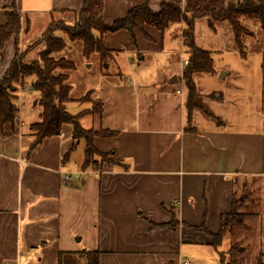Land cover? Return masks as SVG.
<instances>
[{
	"label": "crops",
	"instance_id": "1",
	"mask_svg": "<svg viewBox=\"0 0 264 264\" xmlns=\"http://www.w3.org/2000/svg\"><path fill=\"white\" fill-rule=\"evenodd\" d=\"M84 1L13 3L22 25L32 22L37 28L52 22L73 26ZM181 2L103 0V22L110 25L137 6L156 12L161 3ZM11 3L0 0V26ZM173 25L178 24L162 34L148 26L135 30L134 43L125 31L103 35L105 50L112 54L108 59L118 54L124 60H143L152 52H169L173 39L174 46L179 42L181 47L182 24L174 35L169 32ZM24 38L28 44V34ZM81 45H75L79 52ZM12 59L11 40L0 53V81ZM128 79L102 76L97 97L90 94L92 101L101 102L102 112L92 113L93 105L82 111L91 121L85 128L84 117L80 119L83 130L117 133L93 139L95 150L108 153L113 161L100 171H81L82 159L76 179L66 167L73 153L63 161L72 147L69 125L30 151L34 137L26 125L39 121L25 124L19 108L17 133L0 135V264H57L59 253L82 250L98 251L99 264H183L184 245H210V238L187 227L204 220L214 233L209 227L219 226L234 194L249 195L244 182H253L251 187L264 183V93L259 98L255 90L250 104H236L226 90L214 95L197 86L210 117L197 110L187 126L183 84L179 90L171 87L178 78H172L155 99L145 84ZM38 117L36 110L32 119ZM172 217L178 223L174 230L166 227Z\"/></svg>",
	"mask_w": 264,
	"mask_h": 264
},
{
	"label": "trees",
	"instance_id": "2",
	"mask_svg": "<svg viewBox=\"0 0 264 264\" xmlns=\"http://www.w3.org/2000/svg\"><path fill=\"white\" fill-rule=\"evenodd\" d=\"M14 0L5 13L4 24L0 26V52L4 45L12 40L15 54L18 51L19 37L22 30L21 18L14 8ZM103 0H85L83 7L71 27L61 24L55 33L43 35L41 38L44 50L36 60L24 62L20 56H14L8 70L0 81V135L17 133L19 118V88L24 85L27 79H32L29 86L33 94L35 106L39 107V122L28 126V131L34 137L29 146L32 151L41 142L50 137L59 136L61 126L66 124L72 129L71 150L64 156L63 161L74 151L80 140L84 141L85 150L81 171H100L103 165H110L109 154L98 153L93 146V139L112 138L117 135L110 131H85L81 128L79 121L88 114L81 112L72 115L67 110V105L77 102H88L93 105L92 113L100 114L102 104L99 100L92 101L90 93L84 97L74 100L71 98V87L68 84L69 73L75 70L73 62L66 58L58 57L65 48V42L58 37L57 33L63 32L70 42H81V56L89 60L92 55H97L103 64L108 60L111 53L105 50L102 37L105 34H112L118 31H125L129 40L134 43V31H142L145 26L152 27L159 33H163L169 25L182 24V47L187 53V65L183 68L180 81L185 89V118L189 126L193 112L199 109L196 99L198 97L193 77L195 75H214L213 58L209 51L198 48L194 45V23L198 20L210 22H226L231 31L234 45L243 55V41L252 36V32L241 25L240 19L247 18L259 24L261 31H264V0H242L235 4H228L226 0H183L182 7L161 3L158 11L153 12L148 7L137 6L132 8L125 17L107 25L103 22ZM147 40H150L145 35ZM188 128V127H187ZM187 130H190L187 129ZM125 168V167H124ZM240 196L231 198L229 212L219 218L218 230L215 233L209 232L205 227L204 220L199 226L187 228L193 232L202 233L211 240L210 246L217 252L223 239L231 234L234 228H245L244 219L248 216L240 213L243 206ZM178 223L172 217L171 222L166 226L174 230ZM235 247V246H234ZM231 247L226 254L237 252V248ZM218 253V252H217ZM220 253V257H223ZM222 258H220V261ZM80 260H83L82 263ZM57 264H99L98 251L82 250L78 253H59ZM259 264H264L259 262Z\"/></svg>",
	"mask_w": 264,
	"mask_h": 264
},
{
	"label": "rangeland",
	"instance_id": "3",
	"mask_svg": "<svg viewBox=\"0 0 264 264\" xmlns=\"http://www.w3.org/2000/svg\"><path fill=\"white\" fill-rule=\"evenodd\" d=\"M238 1L242 0H226V3L235 4ZM182 5L183 0L178 6L182 7ZM240 23L252 32V36L245 38L243 41V55H241L239 49L234 45L232 31L226 22L208 23L207 20H198L194 23V45L209 51L213 58L214 75H199L196 77L195 83L198 94L196 102L199 106L197 110L206 117H210V115L199 99L197 86L201 92L210 91L214 95L218 92H225L226 90L232 100L237 99L236 104H250L253 101L252 96L255 90H258L259 98L264 93V31H261L257 22L250 21L247 18H241ZM179 25L181 23L173 25L169 32L174 35L175 29ZM34 26L32 22L31 24L22 25L21 38L19 37L18 51L16 54L12 42L13 58L14 56H20V60L24 62L36 60L44 50L41 37L47 33V35H50L53 31H57L61 27V24L52 22L37 25V28H33ZM45 28L48 29L42 34ZM32 32L33 34L31 35L30 33ZM24 34H28L29 36L28 44L26 43ZM57 35L66 44L65 50L57 56L66 58L75 65V70L69 73L68 80V84L71 87V98L75 100L84 97L87 93L95 95L96 98L98 93L97 80L104 75L112 76L118 74L120 78H124L127 82L129 81L128 78L131 77L134 83L138 81L145 84L146 89L149 90V96L153 99L159 96L160 89L167 86L174 77L176 80L178 78V83H175L173 86L171 85V87L174 90L176 88L178 90L181 89L180 85L183 82L179 80L181 75L178 76V71L181 67L180 63L187 60L188 55L183 47H180L179 42L175 43L174 46V39L171 41V49L169 52L162 54L152 52L143 60L139 61L134 57L124 60L122 58L123 55H119L118 57V54H115L112 58L113 60L108 59L103 64H99L95 55H92L89 60H85L75 47L77 42H70L63 32L57 33ZM9 42L4 45L2 51L9 45ZM32 81V79H27L18 91L20 96L18 105L20 110H22V118L26 121L25 124H28L31 120L39 121V117L38 119H32V116H35L36 110L37 113H41L40 108L34 105L33 94L28 93L25 89L29 88ZM138 90L140 92L141 87ZM91 106V103L75 102L67 105L66 108L72 115H75L83 110L90 109ZM194 113L195 111L193 115ZM28 118L31 119L26 120ZM90 122V118L88 117H84L82 120L85 128H88L86 124H90ZM29 125L26 126L28 127ZM27 127L26 132H29ZM84 149V141L80 140L76 150L72 153L71 160L66 165V167L70 166L72 171L75 172L73 176L76 179L79 178L77 171H80ZM251 183L253 182H244L245 192L249 195L239 198H242L243 204L239 212L248 215L243 222L245 228H234L231 234L227 233L220 247L217 249L218 253L210 245L202 243L184 245L183 252L186 253L187 260L185 264L264 263V183L257 182L252 187ZM253 186L254 188L258 187L260 189L255 191ZM239 195V193H236V196ZM209 226L212 225L210 224ZM209 228L210 230H218V226ZM206 239L205 237L204 240ZM231 247H238L237 252L232 255L226 254ZM239 249H242L241 252H239ZM220 253L224 254L223 257H220ZM220 258H222V262Z\"/></svg>",
	"mask_w": 264,
	"mask_h": 264
},
{
	"label": "built area",
	"instance_id": "4",
	"mask_svg": "<svg viewBox=\"0 0 264 264\" xmlns=\"http://www.w3.org/2000/svg\"><path fill=\"white\" fill-rule=\"evenodd\" d=\"M187 65V62L186 61H183V63H182V67L184 68L185 66ZM26 89V91L29 93L30 92V89L28 88H25ZM177 93H178V91H177ZM65 179H68V176H65ZM185 264V263H184Z\"/></svg>",
	"mask_w": 264,
	"mask_h": 264
},
{
	"label": "water",
	"instance_id": "5",
	"mask_svg": "<svg viewBox=\"0 0 264 264\" xmlns=\"http://www.w3.org/2000/svg\"><path fill=\"white\" fill-rule=\"evenodd\" d=\"M174 81H176L175 77L173 78ZM36 104V102L34 101V105ZM242 249H239V252H241Z\"/></svg>",
	"mask_w": 264,
	"mask_h": 264
}]
</instances>
